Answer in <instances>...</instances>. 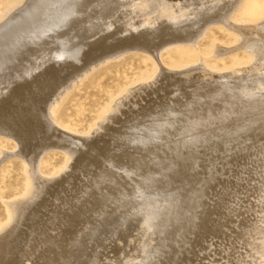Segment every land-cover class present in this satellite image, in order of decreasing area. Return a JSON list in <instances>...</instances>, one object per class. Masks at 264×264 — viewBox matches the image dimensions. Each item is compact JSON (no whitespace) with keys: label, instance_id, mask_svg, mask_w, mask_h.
Listing matches in <instances>:
<instances>
[{"label":"rangeland","instance_id":"obj_1","mask_svg":"<svg viewBox=\"0 0 264 264\" xmlns=\"http://www.w3.org/2000/svg\"><path fill=\"white\" fill-rule=\"evenodd\" d=\"M30 1L31 0H0V27H2L5 23H7V21H8L7 17L8 16L10 19V17H12L13 15H16V13L19 12ZM152 1L141 0L139 2V5L136 8L133 7V10H135V9L136 10H150V9L154 8L151 6ZM171 1L173 3H171ZM122 2H123L122 0H111V1L110 0H48L46 2V4L44 3L45 5L43 4L45 7L42 6V4L40 6L41 7L40 8V11H41L40 15L41 16L40 15L37 16L36 19H34V21L32 20L31 23H28L29 25L28 24L25 25L24 26L25 28L22 27L23 29L22 28L17 29L15 31V33H13L16 36L13 35V37L17 40H21L22 38H25L26 36L34 37L33 35L37 34L36 32L39 29V27L43 26L44 23L46 21H48L52 17L53 14H54V16L56 15L57 18H59V15H57V12L59 10H62V13H63L62 15L69 14L70 12H72L74 7H76L77 5L79 6L81 3H85V5H83L84 6L83 8L85 9V11H86V9L90 10V11L94 10L93 14H96L95 11L99 10L101 12V14L104 15L105 21H103V23L105 22L107 24V22H108V24H111L114 27L119 26L122 23L129 22L130 17L134 18V14H135V16H138L136 13H133V15L130 14V11H128V12L125 11L124 13L122 12L121 14L116 15V13H115V11H113V9L115 7H119V5L121 6ZM50 3H51V5H50ZM169 3H171V5ZM175 3H174V0H168V4L170 5V7L166 8L165 11L156 10V11L151 12L152 18H150V21L152 22L153 21L152 19H154V21H156L155 19H157L158 17L163 18V16H166V14H167V17L169 16V18H170L169 20H171L172 22H176V21H178V19L185 18L187 16V18L190 19V21H188V24L190 26L191 25H193V26H191L192 28H190V29L187 28L188 33L187 32L184 33V34H187L186 37L174 38L176 40H173L171 42L170 41L167 42L168 44H165L166 46L164 45L162 48L157 47V46H155V47H147L146 46L147 47L146 48L144 46L142 48L129 49V50H126L125 52L123 51L121 53L114 54L113 56L111 55L112 56V57L110 56L111 58L108 57L109 55H107V57L104 56L103 58H101L103 60L99 59V61H98V59H94L95 60V62H94L93 58H92V61L89 63H87V62H86V64L82 63L83 65L78 64L79 69L78 68L77 69L80 70V71H78L79 74H77L74 79H71L67 82V85H65L62 88V89H64V88L65 89L62 92H60L61 95H60V93L58 94V97L56 98L57 101H54V104H52L53 106H51V108L55 111V113L51 114V118L49 119V122L52 125H54V126L50 127V130L53 127H55L57 130H62V131L68 132V133H72L75 136L80 137V139L81 138L92 139L90 135H92L94 129L97 128L98 124L102 123L103 121L105 122V120L107 121L108 117L112 113H117V112H114V106H115L114 103L117 102L128 89H130V88H132L138 84L146 83L149 80H152L154 77L157 76V73L159 74L160 69L161 70L163 69L165 72L172 74V75L175 73L176 74L177 73L185 74L188 71H193L192 73L194 74L200 70L207 71L210 74H224V73H228L229 71L231 72L233 70V71H236V74H241V73H244V72H241V70H240L241 68H244V67L248 68L249 65H250L249 67H251L252 65H254L256 63V59L258 57H256V55H253V54H255V53H253L255 51L254 49L257 48V47H254L256 45L253 46V43H252V45L250 44V47L247 48L246 47L247 45H245L241 41H246L249 38H244V35L241 36V34L238 31H236V28L237 27L238 28H241V27L251 28V26L257 27L261 23H264L263 22L264 21V0H226V1L225 0H187V1L175 0ZM88 4H90L91 6H89ZM93 6H95V8ZM226 7H228V8L225 9ZM42 8H43V10H42ZM229 8H230V10L232 9L231 12H230V10H228ZM81 9H79L80 11L77 9L79 11V12L78 11L77 12H78V14L83 15L84 9H82V11H81ZM104 9H105V11H104ZM45 10H47V11L44 12ZM223 10L224 11L227 10V14ZM14 11H17V12H14ZM220 11H223L224 13H220ZM186 13H187V15H185ZM210 13H212L213 15L211 14V16H209ZM223 14H224V16H222ZM43 15L44 16L46 15V16L43 18L42 17ZM141 15L142 14H139V16H141ZM225 16H226V18H225ZM221 17H224V18H221ZM227 18L228 19L230 18L229 22H231V23H228L229 25L230 24H232V25L236 24L237 25V26H235V29H231V28H234V25L229 26L228 24H226ZM158 19H160V18H158ZM228 19H227V22H228ZM35 20L36 21L40 20V21L39 22L37 21L38 22V24H37V22ZM106 20H108V21H106ZM212 20H213V22H212ZM224 20H225V22H224ZM2 22H3V24H2ZM199 22L201 24H199ZM95 23H96V21H95ZM202 23H204V24H202ZM223 23H225L226 25H224ZM197 25H201V27L198 26V28H197ZM242 25H244V26H242ZM97 26H99V25L96 23V28H98ZM227 26H229V27H227ZM98 29H103V27L101 28V26H100ZM191 29L192 30L194 29L195 32L192 31ZM175 31H178V30L176 29ZM185 31H186V29H185ZM197 33H198V36H197ZM52 34L55 36L57 33L56 34L52 33ZM169 34L174 35V33H171V32H169ZM62 35L63 34H61V36ZM54 36H53V39H51V38L50 39H51V41H53V42L55 41V42L53 43L50 41L51 43L59 44L57 42H60V41H61L60 42L61 44L63 43V40H62L63 37L60 36L61 37L60 38L59 34H58V38L61 39L59 41L57 36L55 38H54ZM86 36L89 37V35H86ZM109 39H111V38H109ZM256 39H259V38L256 37ZM85 40L80 39L78 41H75L74 42L75 44L67 45L63 51L64 54H63L62 58H64V57L68 58L70 56L69 52L73 48H75L76 46L83 44L85 42ZM30 42L28 44H30ZM251 42H254V41H251ZM258 42H259V44L260 43L263 44L264 38L263 39L261 38V40L259 39ZM242 43L244 45H242ZM238 44H239V46H238ZM254 44H255V42H254ZM0 45H1L0 47L2 48V46L6 45V44L2 42V43H0ZM237 47H239V48H237ZM158 48H160V49H158ZM27 49L37 50V46L35 44L34 45L30 44L29 46H27ZM65 50H67V51H65ZM154 52H157L156 55L154 54ZM118 54H120V55H118ZM38 58L39 57L37 56L36 58L33 59V61H38ZM90 60L91 59H89V61ZM66 64H68V63H66V61L62 62L61 68H62V71H64V72L67 71L68 68L71 69L72 68L71 65L73 63L71 65H69L70 67ZM88 65H90V66H88ZM79 66L80 67L83 66V67L80 68ZM259 66H258V69L256 70V72L259 71L264 66V64L260 63ZM27 67L28 66L25 67V65L20 66V68H22V70L28 69ZM30 67H31V64H30ZM191 69H193V70H191ZM81 70H83V71H81ZM179 71H181V72H179ZM51 72H52L51 69L47 67V69L43 70L39 74V76L35 79V81H38V78H40L38 82H41L45 78L49 77ZM72 80H73V82H72ZM196 81L197 80L194 79L191 82V84H189L190 82H188V80H186V81H184L185 85L183 83H181V84L183 87H185L187 85L188 87L186 86V89H188V90L190 89L191 91H194L195 94H197L198 88L195 87ZM30 82H32L31 85H30ZM30 82H29V85L35 86V87H36V84L38 83V82L35 83L34 81H30ZM69 83H70V85H68ZM159 83H160V85L157 83V84H155V86L157 85L156 87L154 86L152 89L150 88L148 91L149 93L145 92L147 95H145V93H143L144 98L140 99V97H137L138 98L137 100L135 98V100H133L134 102L132 101V102H129L128 105H125L124 106L125 110H127V109L128 110L124 111V113H123L124 116L122 114V117H124V119H125L127 116L129 119V117L131 116V111H129L130 107L131 108L138 107L140 109L141 107H144V106H145V108H147V110L153 112L155 115H159L160 112H158L157 110H162V107H160V105L157 104L158 99L161 98V96L163 97L165 95H169V90H172V89H170V87L172 88L171 85L166 86V85H164L165 83L164 84H162V82H159ZM161 84H162V87H159V86H161ZM30 88H33V87H30ZM6 90H8L10 93L13 91V89L11 91L9 86H7ZM165 90L167 91V94L165 93ZM154 91H157L158 94H156V95H158V98L156 100L148 101L147 100L148 96L149 97H150V95L152 96L151 92L154 94ZM257 95H258V97L261 95L260 96L261 98L260 97L258 98ZM254 96H255V98H254ZM252 97H253V100H250L248 98V100L245 102L242 101L241 103L235 102L236 104H234V103L231 104V105H233V107L234 106H236V107H234L233 110L230 109L231 112H230V114H228L229 117L227 115L228 118L227 119L224 118L225 119L224 122H222V121L221 122H213L211 125L208 124V126H207V123L209 121L211 122L212 120H214L215 113H220L218 107L214 106V108H213V106L210 105L207 108V110L205 111L202 120H200L201 123L199 122L196 124H193V123H195V121L190 119V118H192V112L189 111V113H187V114L182 113L184 116H187L186 119L182 120V121L180 120L178 112L177 113L175 112L174 117L171 118L172 120H166L165 123H163V124L162 123H160V124L155 123L152 126H150L148 129H146V132H148L149 135L151 133V135L149 136L145 132L146 135H148L149 138L157 139V141H159L158 144L161 143L162 145L159 144L158 148L154 147V148L150 149V151H148V153L147 152L143 153V152H141V150H136V148L135 149L133 148V150L130 149V150H132V151H130L131 153L133 151H135L136 153L144 154V156L150 155V157L147 156V159L145 160V162L143 161V163H142L143 170L145 171L144 173L145 174L148 173L147 176L145 175L146 177L143 176L145 184H143L144 182L138 183L140 181H137L135 183L136 186L133 184V187L136 188L137 190H135V191L133 190V192L143 194L144 191L147 193H150L152 191L153 192L152 195H155V197H153L155 200L154 204H156L160 207L159 210L151 211V213L154 214V215L153 214L152 215L155 216V219L157 217L156 222H158V225H159L158 227L160 228V231L162 233L161 241L165 240V242H162L160 252H159V254H156V256L159 255L158 259H156V257H154L153 260L151 261L152 263L150 262V264H154V262H156L155 264H174L175 263V256L180 255V252H179L180 250L188 253V256L190 255L188 264H193V263L194 264H198V263L203 264V262L205 264H207L208 262H209L208 264H211V263H213V264H234V263L235 264H264V240H263L264 239V187H263L264 186V138H263L264 126H263V128L261 127L263 129V130H261L260 125H256L257 124L256 123L255 129L253 131L254 135L251 138L249 137V139H247V141H246V139H245V141H241L240 138L242 136H238L237 139L238 140L240 139L239 142H241V143H239L238 141H235L238 144L237 143L234 144V142H232V147H228V148H230L229 150L222 149L223 151L215 152L214 154H211V155L209 154V156L206 157V159L203 156L206 153L201 155V152H199L200 154L197 153L198 155L196 156V158L201 160V162L196 161V163H194V164L183 165L182 169L180 168V166L183 164L182 160H185V159L189 160L188 155L189 154L193 155V152L195 154V151L197 150L195 140H193V139L192 140L191 139L186 140V138H185L188 136V134H190V129H193L194 126L196 128H194L193 130L196 129V130H201V131H204V130L207 131L209 129L210 130H212L214 128L217 129V126L219 128V125H220V127H222L223 125L232 124V123L234 124L236 122V120H237V122H239V121H242L243 119L245 120L246 118L250 119L253 116H254V118H253L254 120L255 119L261 120L262 119L261 120V123H262L264 121V112H263L264 111V87H261L258 90L254 91V93L252 94ZM0 100L2 101V99H0ZM10 101H13V102L20 101V98L14 97ZM215 101L218 102V100H215ZM215 101H213V102L215 103ZM259 101H261V103ZM139 102H141V104ZM142 103H143V105H142ZM0 104H2V103L0 102ZM146 104L148 107L146 106ZM129 105H130V107H129ZM138 105H140V107ZM0 107L2 108V106H0ZM180 107H181V109H183L184 106L180 105ZM230 107L232 108V106H230ZM240 107L241 108L243 107L242 110ZM244 108H246V110ZM151 109H153V111ZM234 109H236V110H234ZM236 111H238V112H236ZM242 111H243V113L244 112L245 113L242 114ZM235 115H237L236 116L237 119H235ZM242 115L245 116L246 118L241 117ZM255 116H257V117H255ZM230 118H232V119H230ZM238 118H240V119H238ZM227 120H229L228 121L229 123H227ZM232 120H233V122H232ZM191 121H193V122H191ZM191 123H192V125H191ZM258 124H260V122ZM174 126H177V127H174ZM212 126H213V128H212ZM175 128H177V130ZM172 130H173L172 133H174V134H172L173 136L171 135L169 138H166V133L168 131H172ZM41 131L45 132V128L42 129ZM182 131H184V132H182ZM261 132H263V133H261ZM158 133L165 135V136L162 137V135H159ZM45 134H46V132L45 133L41 132L42 137H40V134H37V136L34 133H33V135L31 134V136H29V138L25 139L24 143H26V144H24V145L12 136H9L6 134L4 135V133L0 134V231H2V232L4 231L0 236V264H6L8 259L11 257H15V258L16 257L18 258V256L20 257L21 254L27 250L28 251H27L26 255L28 256V259H30L33 264H44L45 261L47 260V259L45 260V258H47V257L49 258L47 260L49 262L51 260L50 258L54 257V255H53L54 253L52 252L54 250L51 251L50 249H51V246H55L52 243V241L57 236H59V239H61V240L58 239V241L62 244H61V246L57 247L56 250H59L60 252H62V254H61L58 251V253L60 255H62L61 258H62L63 264H65V263L66 264H90L92 261L90 258L91 253H95L97 248L99 250L100 248L103 247V244L107 242V239H106L108 237L107 235H110V233L108 231H106L105 233H101L100 236H98L99 238L97 241H90L89 240L90 235L92 233H94L93 231L96 230V228L99 225L98 223H100L104 217L112 216L118 211L117 205H119V202L121 203L126 198V197H123V198H120L119 200H116V198H114V194H112L114 188L118 185L122 186V188L126 187L125 189H127L128 187H131V184H128V182L124 183V185H122L123 183L121 184V182L124 181V180H121V179H123L122 176L124 175L123 177H125V174L123 172V175H122L121 174L122 169L117 168V164L119 167H121V166L127 167V166L131 165L130 164L131 162L130 161L128 162L126 160L127 158L124 157V155L122 157H120V156H118L119 153L117 152L121 148L120 146H123V145H121V143L123 141L124 142L130 141V138H128V137H127L128 139L126 137L120 138V136L117 137L116 135L103 137L105 139L100 137L99 138L100 140L98 139L99 141L105 140L106 142H108V144L104 142V144H102L104 147L101 145L98 149L94 144H91L92 142H89V143L87 142V143H85L84 147H82V149H80L77 153L75 152L76 153V159L73 160L69 157L68 152H66V150H67L66 148L57 147V146H54L51 144L48 145L47 143H43L39 147L41 140L47 138V136ZM34 135H35V137H34ZM88 135L90 137H88ZM154 135H156V136H154ZM113 137H115V138H113ZM160 138H161V140H160ZM178 139L180 140L179 142H178ZM111 140L112 141L115 140L116 142L115 141L112 142ZM17 143H19V145H17ZM109 143L111 144L112 149L110 147H107V146H110ZM193 143H195L194 144L195 147L193 146ZM25 145L26 146L29 145L30 147L29 146L25 147ZM31 145H32V147H31ZM87 145H89V146H87ZM114 145H116V146H114ZM258 145H260V146H258ZM167 146H169V147H167ZM175 146H177V147H175ZM238 146H240V148ZM43 147H45V148H43ZM102 147L104 148V150H102L103 149ZM118 147H120V148H118ZM178 147H180V149ZM192 147H193V149H192ZM246 147H247V149H246ZM26 148H27V150H26ZM29 148L32 149L33 153H32V151H30L31 149H29ZM38 148H39V150H38ZM59 148H62V149H59ZM100 148H101V150H100ZM160 148H162V149H160ZM168 148H170V149H168ZM207 148H209V147L207 146ZM23 149H25V150H23ZM260 149H261V151H260ZM105 150H111V151H108V154H109L108 156H107V153L105 152ZM152 150H154V151H152ZM176 150H177V152H176ZM17 151H19V152H17ZM101 151H103L104 153ZM112 151L114 152V154ZM230 151H232V152H230ZM34 152L37 155H35ZM40 152H41V154H40ZM130 152H128V153H130ZM135 152H133V153H135ZM190 152H192V153H190ZM222 152H224V153L222 154ZM226 152H227V154H226ZM20 153H21V155H19ZM22 153L25 155H23ZM180 153H182V156ZM251 153H254L255 155L259 154V156H253V154H251ZM104 154L106 156H104ZM112 154L116 155V157L115 156L113 157ZM225 154L228 156L229 160ZM233 154H235V155H233ZM77 155H79V157H77ZM200 155H201V157H200ZM238 155H240L241 157L244 158L243 159L239 156L241 159V162H240V159H238L239 158ZM32 156H34V157H32ZM220 156L222 159L220 158ZM248 156H249V158H248ZM88 157H90V158L88 159ZM231 157H232V159H231ZM107 158H108V160H107ZM225 158H226V160H225ZM114 159H115V161H114ZM167 160H168V162H166ZM213 160H214V163H213ZM217 160H219V161H217ZM230 160H231V163H230ZM109 161H111L112 163H110ZM125 161L128 162L127 163L128 165H126V166H124L126 164ZM148 161H149V163H148ZM232 161H234L233 163H235V164H232ZM249 161H250V163H249ZM157 162L159 165L155 164ZM181 162H182V164H179ZM209 162H212L211 164L213 166L211 167L212 169L210 168V171H207L209 169L208 168V166L210 164ZM120 163H122V164H120ZM145 163H146V165H145ZM160 163L162 166L160 165ZM169 163H170V165H169ZM175 163L177 164V166ZM253 163H254V165H252ZM107 164H110V165H107ZM111 164L112 165L114 164V165L112 166ZM165 164H166V166H168V165L169 166L166 167ZM220 164H222V165H220ZM240 164H241V166H240ZM178 165H179V167H178ZM237 165H238V168H237ZM114 166H115V168H113L114 169V171H113L112 167H114ZM188 166H189V168H188ZM226 166H227V168H226ZM230 166H232V167L234 166V167L233 168L231 167V169H230ZM27 167H29V169ZM104 167L107 170H105ZM110 167H111V169H110ZM144 167H145V169H144ZM165 167L167 169L169 168L168 171H170V172H168ZM205 167H206V169H205ZM146 168H148V170ZM149 168L151 169L150 171H149ZM235 168H237V169H235ZM242 168H243V170H242ZM159 169L161 172L160 171L157 172V170H159ZM191 169H192V171H191ZM103 170H104V173H103ZM153 170H155V171H153ZM231 170H232V172H234L233 170H235L233 175L231 173ZM245 170H247V171L249 170V172H247ZM29 171H31V172H29ZM87 171H89V173ZM101 171L103 174H110V175L112 174L113 176L109 175L110 177H108L109 178L108 180L103 179L101 177L102 176V173H100ZM179 171H180V173H179ZM114 172L117 173L118 175L120 174L122 176L117 177L118 175L114 174ZM204 172H206V173L204 174ZM208 172H211V173H208ZM227 172H229V173H227ZM246 172L248 174L249 173L250 174L248 175ZM256 172H257V174H255ZM160 173H162V174H160ZM184 173L186 174V176H188L187 178L190 179L191 181L196 180V179L197 180L200 179L201 176L204 174L203 179L204 178H206V179L202 180V183H203L202 186L204 185L202 187L203 191L200 190L195 196L188 195L187 193L185 195V193L184 194L182 193L179 195V197H177L176 201L175 200L172 201V199H171L172 197L170 198V196H172V195H169L170 194L169 192H171V190H174V188L172 187L170 190H167L166 188L163 189L162 187L166 186L167 180L169 182L174 181L176 183V180L182 176L181 174H184ZM201 173H203V174H201ZM59 174H60V178H58ZM150 174L152 176H150ZM192 174L194 175V177H192L193 176ZM217 174H218V176H216ZM243 174H245L246 176L244 175L245 176L244 177ZM115 175H116V177H115ZM157 175H158V177H157ZM225 175H226V177H225ZM238 175H239V177H238ZM148 176H150L149 177L150 179L147 178ZM160 176H162V177H160ZM211 176L218 177L220 183L224 184V187L222 185H220L218 180L216 182L219 184L216 185V182H215L216 177H214L215 178L214 179ZM232 176H234L235 179ZM247 176L249 177V181L247 180L248 179ZM32 177H33V179H32ZM54 177H56V179H54ZM90 177H92L91 180L89 179ZM99 177L102 179L99 180ZM155 177H157V179ZM197 177H199V178H197ZM231 177L233 179H231ZM212 178L214 179V182H213ZM225 178L227 180H225ZM110 179H113V180H110ZM119 179L121 181H118ZM99 181H101V182H99ZM103 181L107 182V184L106 183L102 184ZM112 181H114L115 183H113ZM151 181H153L155 183L154 184L152 182V186H151ZM168 181H167V183H168ZM237 181H240V183H238ZM256 181H258V182H256ZM90 182L92 183L91 184L92 186L90 185ZM161 182H164V183L161 184ZM227 182H228V184H227ZM241 182H243V183H241ZM260 182L263 185H261ZM159 183L161 184V186ZM213 183H215V185H216L215 187H217L214 190H213V186H214ZM236 183H237V185H236ZM139 184L142 185V186L140 185L142 188L139 187ZM234 184L236 187L233 186ZM244 184H246V185H244ZM31 185H32V188H31ZM101 185H103V186H101ZM106 185H108V188H109L108 190H107ZM109 185H112V186H109ZM125 185H128V186H125ZM143 185H146V187ZM229 185H231V186H229ZM256 185H258L259 187ZM93 186L95 187L94 189H93ZM206 186H207V188H206ZM218 186L221 189L219 188V190H218ZM96 187H98V189ZM101 187H103L104 189ZM151 187H153V189ZM228 187H230V190L231 189L232 190L230 191ZM234 187H235V189H234ZM145 188L146 189L148 188L147 191L145 190ZM210 188H211V190H210ZM260 188H262L261 192H260ZM99 189L102 190V192H104V193H102ZM105 189H106V191H104ZM139 189L141 191H138ZM154 189H155V191H153ZM257 189H259V190H257ZM109 190H111L110 193L112 195L110 193H107V191H109ZM208 190H210V191H208ZM216 190H218V192ZM220 190H223L225 197H224V194L222 193V191H220ZM234 190H235V192L233 193ZM237 190H239V191H237ZM97 191H98V193H97ZM219 191H220V193H219ZM248 191H249V193H248ZM257 191H259V193H257ZM28 192H29V195H28ZM201 192H203L202 193L203 197L201 196L202 197L201 201H202L203 206H201V207L205 208V211L209 210V212H210L212 210L211 211L212 213L210 215L206 216L205 218H203L206 221H203V219L201 222H200V220L196 221L195 228H193L194 225L188 226L186 230L188 231V229H190L191 231H190V233L188 231V235H187V231L185 230V226L189 220V215L191 213V211H189V209L198 200ZM230 192H231V194H230ZM250 192H251V194H250ZM75 193H77V194H75ZM130 193H132V192H130ZM165 193H167V195H169V196H167ZM206 193H207V196H209L210 198L209 197L207 198V196L205 195ZM238 193H240V194H238ZM260 193L263 196H261ZM85 194H87V195H85ZM246 194L248 197L246 196ZM104 195L113 196V199L111 200V202H110V200L109 201L106 200V202H105V200H104L105 198H103L102 201L100 198H99L100 200L98 199V197L102 198ZM236 195L238 197H236ZM255 195H256V197H255ZM27 196H29V197H27ZM77 196H79V197H77ZM242 196H243V198H242ZM147 197H149V196L145 195L146 199L144 197L143 198L145 200H148ZM159 197L160 198L163 197V198L160 199ZM191 197H193V198L191 199ZM218 197L220 199H217ZM221 197L224 198L225 201L223 199H221ZM226 197L227 198L229 197L230 199L226 200L227 199ZM245 197H247L248 199ZM164 198H165V200H164ZM167 199H169V200H167ZM17 200H18V202H17ZM203 200L206 201L207 205L212 204V202L215 200V202L212 205L215 207V210L216 209L217 210L214 211L213 206H211V205H210V207L207 205H204L205 201H203ZM220 200L222 203L220 202ZM12 201L14 202L15 205H13ZM181 201H182V203H181ZM20 202H21V204H19ZM101 202L103 204L104 203L105 204L103 205ZM169 202H171V203L173 202L172 206L174 208L170 205L171 203H169ZM45 203H46V205H45ZM167 203H169V204H167ZM183 203H185L186 205ZM216 203L219 204L220 206L219 205L217 206ZM16 204H17V207H16ZM162 204H163V206H162ZM43 205H45V206H43ZM40 206L42 207V209ZM61 207H63V209ZM93 207H94V209H93ZM206 207H209L210 209H208ZM211 207H212V209H211ZM164 208H165V210H164ZM109 209H111V210H109ZM161 209L164 211H162ZM206 209H208V210H206ZM173 210H175V211H173ZM221 210H222V212H221ZM158 211L159 212L161 211L162 213L160 212L161 213L160 214ZM178 211H180V212L182 211V213L179 215L180 212H178ZM217 211H219V212H217ZM45 212H46V214L44 215ZM168 212H170V213H168ZM52 213H54V214H52ZM218 213H220V216L218 215ZM65 215H67V216H65ZM68 215L69 216L71 215L70 216L71 220H69L70 218ZM221 215H223V218ZM56 216H58V217L55 218ZM170 216L173 217V219ZM217 216H218V218H217ZM60 217H63V218L61 219ZM72 217H73V219H72ZM207 217L209 219H207ZM210 218H211V221H210ZM54 219H55V221H54ZM74 219H77V220H74ZM212 219H214V220L212 221ZM218 219H219V221L217 222ZM223 219H225L226 221ZM15 220H16V222H15ZM59 220H62V222H64L63 224H65V226ZM72 220H73V222H72ZM57 221H58V223H56ZM74 221H76V222H74ZM78 221H81V222H78ZM165 221H167V223H165ZM184 221H185V223H184ZM52 222H53V224H52ZM59 222L61 223V225H59L60 224ZM209 222H210V224H209ZM213 222H215V223L212 224ZM225 222H226V225H225ZM72 223H74L75 225ZM168 223H170V224L168 225ZM199 223L202 225H200ZM206 223H207V225H206ZM221 223H223V224H221ZM165 224H166V226H164ZM232 224L234 225V227ZM252 224H253V226H252ZM254 224H257V225H254ZM27 225H30V226H27ZM209 225H210L211 229H208ZM215 225H216V228H215ZM221 225H222V227H221ZM53 226L55 227V229ZM59 226L60 227L63 226V227L60 228ZM69 226L72 227L73 229L69 228ZM218 226L221 228H219ZM251 226H252V228H251ZM22 227L25 229H22ZM35 227H37V228H35ZM78 227L79 228L81 227V228L77 229ZM191 227H192V229H191ZM43 228H44V230H43ZM59 228H60V231H58ZM200 228L202 229V232H201ZM212 228H213V230H212ZM233 228H234V230H233ZM194 229L197 230L196 233H195L196 230H194ZM251 229H253V232ZM166 230H167V232H166ZM192 230H194V231H192ZM67 231H69L67 233L69 236L73 235L74 241H73V239L72 240L70 239L71 241L69 242V240H68L66 242L67 243V245H66V243H64L65 242L64 237L67 236V234H66ZM179 231H181V232H179ZM20 232H22L21 233L22 235L20 234ZM56 232L57 233L60 232V233H58L59 235H55V234H57ZM192 232H193V235H192ZM245 232H248L249 234L245 233ZM61 233H63L64 236H63V234L60 235ZM202 233H205V234L203 235ZM30 234H32V235H30ZM86 234L87 235L89 234V236H87ZM247 234L249 235V238H248ZM255 234H256V236H255ZM40 235L44 236V239L42 241H39L40 238H38V237ZM181 235L185 236L184 237L185 242H187V243L189 242V244H190V242L192 241L190 246H189V244L186 245L185 247L183 246V243H181L183 237ZM197 235H198V237H197ZM201 235L203 238L202 241L199 240V239H201ZM24 236H25V238H24ZM31 236H35V237H33L34 239ZM199 236H200V238H199ZM192 237H193V239H192ZM195 237H196V239H195ZM204 237H205V239H204ZM166 238H167V240H166ZM219 238H221V239H219ZM19 239H20V241H19ZM81 239H82V241H81ZM211 239H213L214 241ZM16 240H17V242H16ZM48 240L50 241L51 244L48 242ZM248 240H249V243H247ZM4 241L7 242V244ZM80 241L82 242L81 244H80ZM87 241H89L88 244H90L93 248L88 247L87 249H84L86 247ZM199 241H201V242H199ZM15 242H16V245H14ZM21 242H23V243H21ZM33 242L38 244L39 246L44 247V248L39 247V249H37L38 246L36 244L33 245L32 244ZM47 243H49L50 245H48ZM231 243L234 245V247H232L233 245ZM239 243H241V244H239ZM72 244H74V245H72ZM75 244H76V246H75ZM196 244H197V246L200 245V246H198L199 248L196 247ZM246 244L247 245L249 244L251 246H249V245L247 246ZM93 245H95V246H93ZM76 247H77V249H76ZM193 247L195 249H193ZM33 248H34V250H33ZM35 248H36V250H35ZM60 248L62 250H60ZM91 248H92V250H91ZM189 248H190V250H189ZM234 248L237 250H235ZM63 249L66 250L67 253L64 254L65 251ZM196 249H198V250H196ZM16 250L19 252H17ZM69 250H70V252H69ZM71 250H73V251H71ZM88 250L91 252H89ZM195 250L200 251V252H196ZM202 250H204V252ZM36 251H38V252H36ZM50 251L52 254L50 253ZM20 252H22V253H20ZM39 252L41 253V257H40ZM253 252H255V253H253ZM2 253H3V255H2ZM193 253H197V254H195V256H193ZM31 254H33V255H31ZM55 254H57V252ZM34 256L36 259L39 257V259H37V260H40L39 261L40 263L34 259ZM84 256H85V258H84ZM192 256L194 257L193 258L194 260L191 259V261H190V258ZM42 258H44V259H42ZM66 258H68V260ZM69 258H71V259H69ZM203 258H204V260H203ZM237 259H238V263H237ZM209 260L212 262H210ZM47 261H46L47 264H51V262L48 263ZM31 262L29 260L22 262V260L19 258L18 262L16 264H18V263L19 264H22V263L23 264H26V263L31 264ZM124 264H131V262L128 260Z\"/></svg>","mask_w":264,"mask_h":264},{"label":"bare ground","instance_id":"obj_2","mask_svg":"<svg viewBox=\"0 0 264 264\" xmlns=\"http://www.w3.org/2000/svg\"><path fill=\"white\" fill-rule=\"evenodd\" d=\"M48 0H31L29 3H27V5H25L19 12L17 11H14V12H17L16 15H13L12 17H10L9 19V16L7 17L8 18V21L7 23H5L2 27H0V43H5L6 45H3L2 48L0 49V99H2V101L0 100V102L2 104H0V106H2V108L0 107V134L4 133V135H9V136H12L14 138H16L18 141H20L23 145L26 144L24 143L25 142V139L29 138V136H31V134L33 135L36 134H40V137H42L41 135V132L42 133H45L46 132V136L47 138L46 139H42L40 144H39V147L43 144V143H47L48 145L51 144V145H54V146H57V147H62V148H66V152H68V155L71 159L75 160L76 159V153L82 149V147H84L85 143H89V142H92L91 144H94L97 149L105 143L108 144V142H106L105 140L103 141H99L100 137L103 138L105 136H114L116 135L117 137L120 136L121 137H128L130 138V141H123L121 143V145L123 146H120L118 148H120L117 152L119 153L118 156L122 157L124 155V157H126L127 161L131 162L130 166H127V167H119L118 164H117V168H121L122 169V175H123V172L125 174V177H123L122 175H118L117 173L114 172V174H117L118 176L117 177H121L123 179L121 180H124L123 182H121L122 185H124V183H127L128 184H131V187H128L127 189H125L126 187L122 188V186L118 185L114 188L112 194H114V198H116V200H119L120 198H123V197H126L121 203L119 202V205L118 206V211L112 215V216H107V217H104L100 223H98V227L96 228L95 231H93L94 233H92L90 235V238L89 240L90 241H97L98 240V236H100L101 233H105L106 231H108L110 233V235H107L108 237L106 238L107 239V242L103 244V247L100 248L98 250H96L95 253H91V263L90 264H124L126 261H130L131 264H150V262L153 260L154 257H156V259H158V256H156V254H159L160 252V248H161V244L162 242H165V240L161 241V237H162V233L160 231V228L158 227V222L157 221V217L155 219V216H153L154 214L151 213V211H157L159 210V206L154 204L155 203V200L153 197H155V195H152L153 192L149 191L150 193H147L144 191L143 194H140V193H134L133 190H137L136 188L133 187V184L135 185V183L137 181H140L138 183H143L145 184V181H144V177L147 176V174H145L144 170H143V167H142V163L143 161L145 162V160L147 159V156H144V154L142 153H131L130 151L133 150V148L136 150H141V152L145 153L148 151H150V149L154 148V147H159V141H157V139H154V138H149L148 137V132H146V129H148L150 126H152L153 124H160V123H165L166 120H172L171 118L174 117L175 115V112L179 114V117H180V120H185L187 116H184L182 113H189L192 112V119L193 121H195V123L193 124H196V123H201L200 120H202L203 116H204V113L205 111L207 110V108L212 105L213 108L214 106L215 107H218L219 108V111L220 113H215V116H214V120H212L211 122L209 121L207 123V126L208 124H212L213 122H224L225 119H227L229 117L228 114H230V109L233 110L234 106L231 105V104H236L235 102H239L241 103L242 101H247L248 98L250 100H253V97H252V94L254 93V91L258 90L259 88L261 87H264V66L256 72V70L258 69V66L260 63H263L264 64V42L263 44L260 43L259 44V39L261 40V38L263 39L264 38V23H261L259 26L257 27H252L251 28H246V27H241V28H236V31H238L241 36L244 35V38H249L247 39L246 41H241L243 42L245 45H247L246 47H250V44L252 45L253 43V46L254 47H257L256 49H254L255 51L253 53V55H256V57H258L256 59V63L254 65H252L251 67L248 66V68L244 67V68H241V72H244V73H241V74H236V71H229L228 73H224V74H210L208 73L207 71H204V70H200L198 71L197 73H192L193 71H188L186 72L185 74L183 73H175V74H169L167 72H165L163 69L161 70L160 69V72L159 74L157 73V76L154 77L152 80H149L148 82L146 83H141V84H138L130 89H128L124 95L117 101L115 102V106H114V112H117V113H112L107 121L105 120V122L103 121L102 123H99L97 128L94 129L91 138L92 139H86V138H81L80 137H77L75 136L74 134L72 133H68V132H65V131H62V130H57L55 127H53L51 130H50V127L51 126H54L52 125L50 122H49V119L51 118V114L55 113V111L51 108V106H53L52 104H54V101H57L56 98L58 97V94L60 92H62L64 89H62L65 85H67V82L71 79H74L75 76L77 74H79L78 70V64H86L91 62L92 61V58H93V61L95 62L94 59H101L103 58L104 56L107 57V55H109L108 57H110L111 55L113 56L114 54H117V53H121V52H125L126 50H129V49H135V48H142V47H163L165 44H168L167 42H171L173 40H176L174 38H177V37H186L187 34H184L185 32H187V28H192L191 26L193 25H189L188 24V21H190L189 18H187V16L185 18H180L178 19V21L176 22H172L171 20H169V16L167 17V14L166 16H163V18L161 17H158L160 19H155L156 21H154V19H152L153 21L151 22L150 21V18H152V13L153 11H165L166 8L170 7L171 3H173L171 1V3L168 4V0H150L152 1V4L151 6L154 7L150 10H133V7L136 8L138 5H139V2L141 0H122L123 2L121 3L122 5L119 7H115L113 9V11H115L116 15L118 14H121L122 12L124 13L125 11H130V14L133 15V13H136L138 16H135L134 14V18L130 17V20L129 22H126V23H122L120 24L119 26H112L111 24H107L103 21L104 20V15L101 14V12L99 10H96L95 13L96 14H93L94 13V10H87L85 11V9L83 8L85 5V3H81L79 6L77 5L76 7H74V9L72 10V12H70L69 14H65V15H62V10H59L57 12V15H59V18H57V16L54 14L52 15V17L46 21L44 23L43 26L39 27V29L37 30V34L33 35L34 37H30V36H26L25 38H22L21 40H17L13 37V33H15V31L19 28H22L24 27L25 25H27L28 23H31V21L34 19H36L37 16H39L41 13L40 11V6L42 4V6H44L46 4ZM111 1V0H110ZM180 1V0H179ZM187 1V0H185ZM226 1V0H225ZM170 2V1H169ZM184 2V1H183ZM45 3V4H44ZM49 3V2H48ZM110 3V2H109ZM155 3V4H154ZM174 3H175V0H174ZM178 3V2H177ZM180 3V2H179ZM44 4V5H43ZM144 4V3H143ZM168 4V5H167ZM176 4V3H175ZM51 5V3H50ZM89 6H91L90 4H88ZM47 6V5H46ZM88 6V7H89ZM98 6V5H97ZM96 6V7H97ZM100 6V5H99ZM220 6V5H219ZM45 7V6H44ZM43 7V8H44ZM95 8V6H93ZM232 7V6H231ZM42 8V10H43ZM84 9L83 11V15L81 14H78V12L80 11L79 9ZM90 8V7H89ZM88 8V9H89ZM103 8V7H102ZM213 8V7H212ZM228 7H226L225 9H227ZM48 9V8H47ZM79 11H78V10ZM81 9V11H82ZM217 9V8H216ZM215 9V10H216ZM223 9V8H222ZM230 10V8L228 9ZM232 10V9H231ZM230 10V12H231ZM47 10H45L44 12H46ZM78 11V12H77ZM103 11V10H102ZM105 11V9H104ZM224 11V10H223ZM220 11V13H226L227 14V10L226 11ZM143 12V13H142ZM146 12V13H145ZM215 12V11H214ZM13 13V12H12ZM82 13V12H81ZM217 13V12H216ZM43 14V13H42ZM129 14V13H128ZM139 14H142L141 16H139ZM206 14V13H205ZM212 13L209 14V16H211ZM11 15V14H10ZM163 15V14H162ZM161 15V16H162ZM187 15V13L185 14ZM213 15V14H212ZM41 16V15H40ZM46 16V15H45ZM44 15L42 16L43 18L45 17ZM83 16V17H82ZM159 16V15H158ZM182 16V15H181ZM224 16V14L222 15ZM227 16V15H226ZM225 16V18H226ZM175 17V16H174ZM180 17V16H179ZM183 17V16H182ZM195 17V16H194ZM208 17V16H207ZM39 18V17H38ZM187 18V19H186ZM213 18V17H212ZM211 18V19H212ZM221 18H224V17H221ZM220 18V19H221ZM173 19V18H172ZM176 19V18H175ZM174 19V20H175ZM219 19V20H220ZM228 19V18H227ZM227 19H226V24L228 23H231L229 22V19H228V22H227ZM206 20V19H205ZM214 20V19H213ZM212 20V22H213ZM36 21V20H35ZM38 22L40 20H37ZM36 21V22H37ZM42 21V20H41ZM99 25L97 26L98 28L101 26V28L103 27V29H98L96 28V23ZM108 21V20H106ZM217 21V20H216ZM37 22V24H38ZM204 22V21H203ZM208 22V21H207ZM225 22V20H224ZM264 22V21H263ZM115 23V22H114ZM176 23V24H175ZM194 23V22H193ZM205 23V22H204ZM202 23V24H204ZM210 23V22H209ZM208 23V24H209ZM222 23V22H221ZM3 24V22H2ZM117 24V23H116ZM188 24V25H187ZM197 24V23H196ZM199 24H201L199 22ZM206 24V23H205ZM224 25H226L225 23H223ZM29 25V24H28ZM32 25V24H31ZM195 25V24H194ZM207 25V24H206ZM229 25V24H228ZM232 25V24H230ZM229 25V26H230ZM234 25V28H231V29H235V26H237L236 24H233ZM232 25V26H233ZM188 26V27H187ZM198 26L201 27V25H197V28ZM205 26V25H204ZM203 26V27H204ZM227 26V27H229ZM231 26V27H232ZM244 26V25H242ZM247 26V25H246ZM250 26V25H249ZM195 27V26H194ZM25 28V27H24ZM196 28V27H195ZM194 28V29H195ZM23 29V28H22ZM178 30V31H175V30ZM186 29V31H185ZM194 29L192 31H194ZM190 30V31H191ZM196 30V29H195ZM23 31V30H22ZM175 31V32H174ZM202 31V30H201ZM21 32V31H20ZM169 32L171 33H174L173 34H169ZM195 32V31H194ZM52 33H57L55 36L52 34ZM188 33V32H187ZM192 33V32H191ZM190 33V34H191ZM200 33V32H199ZM52 34V35H51ZM58 34H59V37L61 36V34H63L61 37H63V45L60 43L61 41V37L58 38ZM86 35H89V37H87ZM193 35V34H192ZM16 36V35H15ZM52 36V37H51ZM53 36L54 38L57 36L58 40L60 42H57L59 44H53L54 42L51 41V39H53ZM197 36H198V33H197ZM256 37H258L259 39H256ZM34 38V39H33ZM51 38V39H50ZM87 38V39H86ZM111 38V39H109ZM80 39H86L85 42L83 44H80L78 46H76L75 48H73L70 52H69V57H63V54H64V49L67 45L69 44H75L74 42L75 41H78ZM56 40V39H55ZM186 40V39H185ZM242 40V39H241ZM258 40V41H257ZM31 41V42H30ZM53 43H51V42ZM251 41H254V42H251ZM30 42V44H35L37 46V50H34V49H27V46H29L30 44H28ZM261 42V41H260ZM240 43V42H239ZM242 43V45H244ZM170 44V43H169ZM241 45V46H242ZM1 46V45H0ZM166 46V45H165ZM239 46V44H238ZM146 47V48H147ZM239 48V47H237ZM243 48V47H242ZM245 48V47H244ZM160 49V48H158ZM250 49V48H249ZM33 50V51H32ZM252 50V49H251ZM38 51V52H37ZM67 51V50H65ZM156 51V50H155ZM153 52V51H152ZM157 52H154V54L156 55ZM34 54V55H33ZM120 55V54H118ZM39 57L38 58V61H33L34 58L36 57ZM111 56V57H112ZM117 56V55H116ZM110 57V58H111ZM63 59V60H62ZM89 59H91L89 61ZM103 60V59H101ZM100 60V61H101ZM65 62L68 63L66 65H71V69L68 68L67 71H62V62ZM255 62V61H254ZM56 63V64H55ZM97 63V62H96ZM30 64H31V67H30ZM75 64V65H74ZM77 64V65H76ZM28 66L27 68L28 69H24L22 70V68H20V66ZM83 65V64H82ZM86 66V65H85ZM84 66V67H85ZM90 66V65H88ZM50 68L51 69V73H50V76L45 78L44 80H42L41 82H38L40 78H38V81H35V79L39 76V74L45 70ZM65 67V66H64ZM67 67V66H66ZM70 67V66H69ZM80 67V66H79ZM83 67V66H82ZM80 67V68H82ZM164 67V66H163ZM260 67V66H259ZM24 68V67H23ZM78 68V69H77ZM160 68V67H159ZM12 69V70H11ZM84 69V68H83ZM193 70V69H191ZM83 71V70H81ZM181 72V71H179ZM64 74V75H63ZM66 74V75H65ZM41 77V76H40ZM77 79V78H76ZM196 79V86L198 89V93L195 94L194 91H191L190 89H186V86L183 87L181 83H185L184 81L188 80V82H190L189 84H191V82ZM190 80V81H189ZM30 81H34L35 83L38 82L36 84V87L35 86H30L32 82ZM29 82H30V85H29ZM73 82V80H72ZM159 82H162V84L164 85H171L172 88L170 87V89L172 90H169V95H165V96H161V98L158 99V103L160 105V107H162V110H157L158 112H160L159 115H155L153 112L147 110V108L144 107H141L140 109L138 107H133L131 108L130 105H129V111H131V116L128 117L126 116V118L124 119V117H122V114L124 113V111H127L125 110L124 106L125 105H128L129 102H132L133 100H136L138 99L137 97H140V99L144 98V94L145 92H148L149 89L153 88L155 86V84H159ZM162 84L161 86L159 87H162ZM70 85V83L68 84ZM185 85V84H184ZM7 86H9V88L13 89V93L9 92L7 89ZM33 87V88H30V87ZM157 86V85H156ZM155 86V87H156ZM67 87V86H66ZM169 87V86H168ZM188 87V86H187ZM192 87V86H191ZM166 88V87H165ZM154 90V89H153ZM151 91V90H150ZM158 91V90H157ZM157 91H154V94L151 92L152 96L150 95V97L148 96L147 100L148 101H151V100H156L158 98V94ZM159 92V91H158ZM164 92V91H163ZM197 92V91H196ZM149 93V92H148ZM165 93L167 94V91L165 90ZM160 94V93H159ZM259 94V93H258ZM61 95V93H60ZM145 95H147L145 93ZM154 95V96H153ZM162 95V94H161ZM261 96V95H260ZM259 96V97H260ZM14 97H17V98H20V101H10L12 98ZM258 97V95H257ZM258 97V98H259ZM146 98V97H145ZM203 98V99H202ZM255 98V96H254ZM257 98V99H258ZM261 98V97H260ZM215 100H218L215 101ZM239 100V101H238ZM261 100V99H260ZM143 101V100H142ZM146 101V100H145ZM144 101V102H145ZM215 101V103L213 102ZM257 101V100H256ZM134 102V101H133ZM153 102V101H152ZM156 102V101H155ZM261 103V101H259ZM258 102V103H259ZM263 102V101H262ZM141 104V102H139ZM148 103V102H147ZM238 103V104H239ZM250 103V102H249ZM131 104V103H130ZM252 104V103H251ZM143 105V103H142ZM155 105V104H154ZM180 105L184 106L183 109H181ZM218 105V106H217ZM248 105V104H247ZM55 106V105H54ZM136 106V105H135ZM140 107V105H138ZM147 106V104H146ZM176 106V107H175ZM232 106V108L230 107ZM148 107V106H147ZM150 107V106H149ZM244 107V106H243ZM242 107V108H243ZM56 108V107H55ZM239 108V107H238ZM241 108V107H240ZM241 108V110H242ZM262 108V107H261ZM145 109V110H144ZM149 109V108H148ZM154 109V108H153ZM153 109H151L153 111ZM157 109V108H156ZM246 110V108H244ZM243 109V110H244ZM263 109V108H262ZM236 110V109H234ZM244 110V111H245ZM261 110V109H260ZM248 111V110H247ZM246 111V112H247ZM256 111V110H255ZM112 112V111H111ZM212 112V111H211ZM218 112V111H217ZM238 112V111H236ZM240 112V111H239ZM257 112V111H256ZM261 112V111H260ZM264 112V111H263ZM245 113V112H244ZM243 111H242V114H244ZM126 114V113H125ZM213 114V113H212ZM238 114V113H237ZM247 114V113H246ZM249 114V113H248ZM190 115V114H189ZM228 115V117H227ZM260 115V114H259ZM258 115V116H259ZM124 116V114H123ZM232 116V115H231ZM234 116V115H233ZM237 115H235V119ZM240 116V115H239ZM238 116V117H239ZM241 117H244L246 118L245 116H241ZM257 117V116H255ZM225 118V119H224ZM254 116L252 118H246L245 120L243 119L242 121H239L236 122L233 124H227V125H223L222 127H220L219 125V128L217 126V129L214 128L212 130H204V131H201V130H193L194 128H196L195 126L193 127V129H190V134H188L186 138L187 139H193L195 140L196 142V151H195V154L193 152V155L189 154L188 155V159H185V160H182L181 163L179 164H182L180 166V168L182 169V166L183 165H188V164H194L197 162H201V160L197 159L196 156L198 155L197 153L201 152V155L206 153L204 156V158L206 159V157L209 156V154H214L215 152H219V151H223L222 149L224 150H229L230 148L228 147H232V142L237 143L235 141H238L241 139V141H247V139H249V137H253V131L255 129V126L256 125H260V128L264 126V121L261 123V120H257V119H253ZM232 119V118H230ZM240 119V118H238ZM178 120V119H177ZM251 120V121H250ZM191 121V122H193ZM229 120H227V123ZM168 122V121H167ZM171 122V121H170ZM173 122V121H172ZM185 122V121H184ZM233 122V120H232ZM260 122V124H258ZM226 123V122H225ZM231 123V122H230ZM257 123V124H256ZM161 124V125H162ZM175 124V123H174ZM256 124V125H255ZM169 125V124H168ZM172 125V124H171ZM176 125V124H175ZM192 125V123H191ZM200 125V124H199ZM202 125V124H201ZM218 125V124H217ZM190 126V125H189ZM206 126V127H207ZM154 127V126H153ZM167 127V126H166ZM165 127V128H166ZM169 127V126H168ZM173 127V126H172ZM174 127H177V126H174ZM182 127V126H181ZM211 127V126H210ZM45 128V132L41 131L42 129ZM200 128V127H199ZM209 128V127H208ZM213 128V126H212ZM261 128V130H263ZM107 129V130H106ZM151 129V128H150ZM177 130V128H175ZM179 130V129H178ZM149 131V130H148ZM153 131V130H152ZM162 131V130H161ZM167 131V130H166ZM165 131V132H166ZM180 131V130H179ZM192 131V132H191ZM148 135H146V133ZM151 132V131H150ZM160 132V131H159ZM163 132V131H162ZM172 131H168L166 133V138H169L172 134ZM184 132V131H182ZM264 132V131H263ZM261 132V133H263ZM161 133V132H160ZM154 134V133H153ZM159 134V133H158ZM181 134V133H180ZM151 135V133H150ZM149 135V136H150ZM159 135H162V134H159ZM183 135V134H182ZM185 135V134H184ZM88 135V137H90ZM156 136V135H154ZM165 136V135H162V137ZM173 136V135H172ZM238 136H242L239 140L237 139ZM35 137V135H34ZM84 137V136H83ZM116 137V138H117ZM158 137V136H157ZM175 137V136H174ZM179 137V136H178ZM262 137V136H261ZM33 138V137H32ZM115 138V137H113ZM127 138V139H128ZM156 138V137H155ZM236 138V139H235ZM243 138V139H242ZM263 138H264V135H263ZM41 139V138H40ZM99 139V140H98ZM105 139V138H103ZM111 139V138H110ZM159 139V138H158ZM163 139V138H162ZM15 140V139H14ZM16 140V141H17ZM30 140V139H29ZM38 140V139H37ZM36 140V141H37ZM107 140V139H106ZM109 140V139H108ZM161 140V138H160ZM184 140V139H183ZM182 140V141H183ZM39 141V140H38ZM112 141V140H111ZM115 140H113L112 142H114ZM170 141V140H169ZM180 140L178 139V142ZM110 142V141H109ZM116 142V141H115ZM249 142V141H248ZM164 143V142H163ZM187 143V142H186ZM241 143V142H239ZM21 144V145H22ZM28 144V143H27ZM110 144V143H109ZM116 144V143H115ZM168 144V143H167ZM195 143H193V146L195 147L194 145ZM233 144V145H234ZM238 144V143H237ZM17 145H19V143H17ZM20 145V146H21ZM98 145V146H97ZM106 145V144H105ZM119 145V144H118ZM162 145V144H161ZM164 145V144H163ZM188 145V144H187ZM241 145V144H240ZM254 145V144H253ZM29 146V145H28ZM25 145V147H28ZM89 146V145H87ZM94 146V147H95ZM103 146V145H102ZM116 146V145H114ZM166 146V145H165ZM179 146V145H178ZM183 146V145H182ZM207 146L209 148H207ZM235 146V145H234ZM233 146V147H234ZM243 146V145H242ZM245 146V145H244ZM260 146V145H258ZM262 146V145H261ZM24 147V148H25ZM30 147V146H29ZM32 147V145H31ZM38 147V146H37ZM51 147V146H50ZM92 147V146H91ZM104 147V146H103ZM102 147V148H103ZM106 147V146H105ZM107 147H110L111 148V144L110 146H107ZM106 147V148H107ZM169 147V146H167ZM177 147V146H175ZM189 147V146H188ZM191 147V146H190ZM240 148V146H238ZM257 147V146H256ZM45 148V147H43ZM62 148H59V149H62ZM114 148V147H113ZM116 148V147H115ZM117 148V149H118ZM173 148V147H172ZM180 149V147H178ZM245 148V147H244ZM249 148V147H248ZM22 149V148H21ZM31 149V148H29ZM112 149V148H111ZM132 149V150H130ZM162 149V148H160ZM170 149V148H168ZM193 149V147H192ZM232 149V148H231ZM247 149V147H246ZM251 149V148H250ZM256 149V148H255ZM262 149V148H261ZM260 149V151H261ZM20 150V149H19ZM25 150V149H23ZM27 150V148H26ZM35 150V149H34ZM39 150V148H38ZM42 150V149H41ZM40 150V151H41ZM101 150V148H100ZM104 150V148L102 149ZM115 150V149H114ZM189 150V149H188ZM212 150V151H211ZM32 151V149L30 150ZM108 151H111V150H105V152L107 153V156L109 155L108 154ZM154 151V150H152ZM235 151V150H234ZM249 151V150H248ZM259 151V150H258ZM19 152V151H17ZM22 152V151H21ZM76 152V153H75ZM84 152V151H83ZM103 152V151H101ZM113 152V151H112ZM111 152V153H112ZM130 152V153H128ZM177 152V150H176ZM179 152V151H178ZM232 152V151H230ZM237 152V151H236ZM239 152V151H238ZM242 152V151H241ZM240 152V153H241ZM33 153V151H32ZM35 153V152H34ZM104 153V152H103ZM192 153V152H190ZM224 152H222L223 154ZM249 153V152H248ZM23 154V153H22ZM28 154V153H27ZM30 154V153H29ZM41 154V152H40ZM114 154V152H113ZM112 156L116 157V155H113ZM181 156H182V153H180ZM200 154V153H199ZM219 154V153H218ZM227 154V152H226ZM225 154V155H226ZM231 154V153H230ZM242 154V153H241ZM247 154V153H246ZM253 154V156H259L258 155H255L254 153H251ZM21 155V153L19 154ZM25 155V154H23ZM35 155H37L35 153ZM34 155V156H35ZM200 155V157H201ZM235 155V154H233ZM250 155V154H249ZM32 156V157H34ZM82 156V155H81ZM104 156H106L104 154ZM180 156V155H179ZM222 156V155H221ZM220 156V158H221ZM227 156V155H226ZM232 156V155H231ZM237 156V155H236ZM235 156V157H236ZM240 155H238L239 157ZM245 156V155H244ZM77 157H79V155H77ZM150 157V155L148 156ZM213 157V156H212ZM219 157V156H218ZM241 157V156H240ZM240 157L238 159H240ZM246 157V156H245ZM90 157H88L89 159ZM111 158V157H110ZM180 158V157H179ZM182 158V157H181ZM203 158V159H204ZM214 158V157H213ZM228 158V156H227ZM243 158V157H241ZM249 158V156H248ZM35 159V158H34ZM112 159V158H111ZM150 159V158H149ZM184 159V158H183ZM201 159V158H200ZM204 159V160H205ZM209 159V158H208ZM212 159V158H211ZM218 159V158H217ZM222 159V158H221ZM232 159V157H231ZM244 159V158H243ZM263 159V158H262ZM108 160V158H107ZM170 160V159H169ZM179 160V159H178ZM226 160V158H225ZM229 160V158H228ZM236 160V159H235ZM257 160V159H256ZM115 161V159H114ZM124 161V160H123ZM206 161V160H205ZM210 161V160H209ZM219 161V160H217ZM251 161V160H250ZM249 161V163H250ZM253 161V160H252ZM28 162V161H27ZM96 162V161H95ZM110 163H112L111 161H109ZM125 161V165H128ZM168 162V160L166 161ZM176 162V161H175ZM178 162V161H177ZM185 162V163H184ZM227 162V161H226ZM234 161H232V164H235L233 163ZM240 162H241V159H240ZM239 162V163H240ZM245 162V161H244ZM149 163V161H148ZM173 163V162H172ZM171 163V164H172ZM209 166H208V170L207 171H210V168L213 166L211 163L212 162H209ZM213 163H214V160H213ZM217 163V162H216ZM230 163H231V160H230ZM71 164V163H70ZM122 164V163H120ZM156 165L158 164L155 163ZM176 164V163H175ZM202 164V163H201ZM206 164V163H205ZM107 165H110V164H107ZM112 165V164H111ZM114 165V164H113ZM112 165V166H113ZM146 165V163H145ZM155 165V166H156ZM159 165V164H158ZM161 165V163H160ZM170 165V163H169ZM168 165V166H169ZM174 165V164H173ZM204 165V164H203ZM222 165V164H220ZM225 165V164H224ZM244 165V164H243ZM251 165V164H250ZM254 165V163L252 164ZM104 166V165H103ZM102 166V167H103ZM116 166V165H115ZM112 167L113 168H115ZM144 166V165H143ZM154 166V167H155ZM162 166V165H161ZM164 166V165H163ZM166 166V164H165ZM166 166V167H168ZM172 166V165H171ZM177 166V164H176ZM200 166V165H199ZM229 166V165H228ZM236 166V165H235ZM241 166V164H240ZM245 166V165H244ZM248 166V165H247ZM257 166V165H256ZM106 167V166H105ZM104 167V169H105ZM150 167V166H149ZM153 167V168H154ZM165 167V168H166ZM173 167V166H172ZM179 167V165H178ZM215 167V166H214ZM232 166H230V169H231ZM234 167V166H233ZM232 167V168H233ZM243 167V166H242ZM29 169V167H27ZM88 168V167H87ZM90 168V167H89ZM151 168V167H150ZM149 168V171L151 170ZM184 168V167H183ZM189 168V166H188ZM225 168V167H224ZM227 168V166H226ZM237 168H238V165H237ZM235 168V169H237ZM247 168V167H246ZM31 169V168H30ZM95 169V168H94ZM111 169V167H110ZM145 169V167H144ZM148 170V168H146ZM158 169V168H157ZM167 169V168H166ZM169 169V168H168ZM167 169V171H168ZM206 169V167H205ZM212 169V168H211ZM229 169V170H230ZM245 169V168H244ZM107 170V169H105ZM225 170V169H224ZM243 170V168H242ZM250 170V169H249ZM249 170H245L247 172H249ZM114 171V169H113ZM148 171V172H149ZM155 171V170H153ZM159 170H157V172H159ZM177 171V170H176ZM192 171V169H191ZM206 171V170H205ZM226 171V170H225ZM235 172V170H233ZM239 171V170H238ZM31 172V171H29ZM64 172V171H63ZM89 173V171H87ZM112 172V171H111ZM161 172V171H160ZM163 172V171H162ZM170 172V171H168ZM174 172V171H173ZM178 172V171H177ZM182 172V171H181ZM219 172V171H218ZM230 172V171H229ZM227 172V173H229ZM232 170H231V173L233 175ZM242 172V171H241ZM246 172V173H247ZM102 173V171L100 172ZM103 173H104V170H103ZM102 173V178L103 179H106L108 180L111 175L110 174H103ZM120 173V172H119ZM164 173V172H163ZM180 173V171H179ZM178 173V174H179ZM206 172H204L205 174ZM208 173H211V172H208ZM213 173V172H212ZM223 173V172H222ZM152 174V173H151ZM150 174V176H152ZM162 174V173H160ZM188 174V173H187ZM197 174V173H196ZM203 174V173H201ZM204 174L201 176L200 179H196V180H190L188 179L186 176V174H181L182 176L179 177L177 180H176V183L174 181L172 182H169L168 180V183L166 181V186L164 187L163 185V189L166 188L167 190H170L172 187L174 188V190H171V192H169L170 194L169 195H172L170 196V198L173 200L176 201L177 197H179L180 194H184L186 195V193L188 195H192V196H195L200 190L203 191V186H202V180H205L206 178L203 179V176ZM248 174V173H247ZM250 174V173H249ZM248 174V175H249ZM252 174V173H251ZM257 174V172L255 173ZM110 175V176H109ZM146 175V176H145ZM193 175V174H192ZM245 174H243L244 176ZM254 175V174H253ZM70 176V175H69ZM113 176V175H112ZM148 176L147 178L150 179ZM166 176V175H165ZM218 176V174L216 175ZM214 176V177H216ZM223 176V175H222ZM246 176V175H245ZM244 176V177H245ZM116 177V175H115ZM158 177V175H157ZM157 177H155L157 179ZM162 177V176H160ZM159 177V178H160ZM194 177V175L192 176ZM196 177V176H195ZM206 177V176H205ZM208 177V176H207ZM213 177V176H211ZM213 177V178H214ZM224 177V176H223ZM226 177V175H225ZM234 178V176H232ZM231 177V179H233ZM239 177V175H238ZM248 177V176H247ZM251 177V176H250ZM255 177V176H254ZM31 178V177H30ZM58 178H60V174L58 175ZM92 177H90L89 179L91 180ZM97 178V177H96ZM102 178L99 177V180H101ZM175 178V177H174ZM199 178V177H197ZM212 178L213 182H214V179ZM262 178V177H261ZM33 179V177H32ZM54 179H56V177H54ZM118 180V181H121V180ZM155 179V180H156ZM176 179V178H175ZM174 179V180H175ZM188 179V180H187ZM194 179V178H193ZM210 179V178H209ZM230 179V180H231ZM235 179V178H234ZM50 180V179H49ZM53 180V179H52ZM51 180V181H52ZM88 180V179H87ZM94 180V179H93ZM97 180V179H96ZM110 180H113V179H110ZM153 180V179H152ZM211 180V181H212ZM218 180V182L220 183L219 181V178L216 177V180L215 182ZM225 180H227L225 178ZM238 180V179H237ZM249 181V177L247 179ZM257 180V179H256ZM98 181V180H97ZM150 181V180H149ZM154 181V180H153ZM151 181V186H152V182ZM223 181V180H222ZM221 181V182H222ZM241 181V180H240ZM240 181H237L238 183H240ZM254 181V180H253ZM48 182V181H47ZM92 182V181H91ZM90 182V185L92 184ZM101 182V181H99ZM98 182V183H99ZM113 183H115L114 181H112ZM235 182V181H234ZM246 182V181H245ZM258 182V181H256ZM103 183H106L107 182H102ZM112 183V184H113ZM119 183V182H118ZM149 183V182H148ZM154 183V182H153ZM164 183V182H161V184ZM209 183V182H208ZM216 182V185L219 184ZM231 183V182H230ZM243 183V182H241ZM252 183V182H251ZM261 183V182H260ZM79 184V183H78ZM155 184V183H154ZM157 184V183H156ZM160 184V183H159ZM158 184V185H159ZM160 184V186H161ZM214 186H213V190L217 187H215V183H213ZM212 184V185H213ZM228 184V182H227ZM233 184V183H232ZM89 185V186H90ZM100 185V184H99ZM141 184H139V187ZM208 185V184H207ZM220 185H222L224 187V184L220 183ZM219 185V186H220ZM237 185V183H236ZM241 185V184H240ZM246 185V184H244ZM251 185V184H250ZM260 185V184H259ZM261 185H263L261 183ZM82 186V185H81ZM92 186V185H91ZM96 186V185H95ZM103 186V185H101ZM107 186V190L109 189L108 188V185ZM109 186H112V185H109ZM125 186H128V185H125ZM130 186V185H129ZM136 186V185H135ZM146 187V185H143ZM148 186V185H147ZM218 186V190L219 187ZM228 186V185H227ZM231 186V185H229ZM235 186V184L233 185ZM232 186V187H233ZM258 186V185H256ZM42 187V186H41ZM99 187V186H98ZM98 187H96L98 189ZM114 187V186H113ZM138 187V186H137ZM149 187V186H148ZM156 187V186H155ZM211 187V186H210ZM236 187V186H235ZM234 187V189H235ZM259 187V186H258ZM264 187V186H263ZM31 188H32V185H31ZM30 188V189H31ZM76 188V187H75ZM91 188V187H90ZM95 187L93 186V189ZM103 188V187H101ZM142 188V187H141ZM153 189V187H151ZM161 188V189H162ZM207 188V186H206ZM205 188V189H206ZM209 188V187H208ZM227 188V187H226ZM229 190H230V187H228ZM246 188V187H245ZM60 189V188H59ZM82 189V188H81ZM92 189V190H93ZM104 189V188H103ZM130 189V190H129ZM132 189V190H131ZM148 189V188H147ZM147 189L145 188V190L147 191ZM221 189V188H220ZM225 189V188H224ZM244 189V188H243ZM249 189V188H248ZM261 189L260 188V192H261ZM73 190V189H72ZM78 190V189H77ZM85 190V189H84ZM87 190V189H86ZM90 190V189H89ZM100 190V189H99ZM150 190V189H149ZM211 190V188H210ZM208 190V191H210ZM218 190H216L218 192ZM226 190V189H225ZM232 190V189H231ZM230 190V191H231ZM247 190V189H246ZM259 190V189H257ZM41 191V190H40ZM68 191V190H67ZM102 192V190H100ZM99 191V192H100ZM106 191V189L104 190ZM138 191H141L140 189ZM155 191V189L153 190ZM159 191V190H158ZM222 191L223 193V190H220ZM219 191V193H220ZM239 191V190H237ZM243 191V190H242ZM241 191V192H242ZM251 191V190H250ZM86 192V191H85ZM100 192V193H101ZM111 190L107 191V193H110ZM132 192V193H130ZM143 192V191H142ZM141 192V193H142ZM157 192V191H156ZM235 192V190L233 191V193ZM246 192V191H245ZM244 192V193H245ZM84 193V192H83ZM90 193V192H89ZM98 193V191H97ZM96 193V194H97ZM104 193V192H102ZM168 193V192H167ZM167 193H165L167 195ZM202 193L200 194L198 200L194 203L193 206H191V208L189 209V211H191L190 215H189V220L185 226V230L187 229L188 226H193V228H195V223L196 221H199L200 222L202 221L203 218H205L206 216L210 215L212 212V210L209 212L208 209H210V205L213 206L212 204L215 202V200L212 202V204L210 205H207L206 201H205V204L204 205H207L209 207H206L208 209V211H205V208L201 207L203 206L202 205V201H201V198L203 197L202 196ZM209 193V192H208ZM216 193V192H215ZM221 193V194H222ZM226 193V192H225ZM229 193V192H228ZM249 193V191H248ZM257 193H259V191H257ZM31 194V193H30ZM36 194V193H35ZM77 194V193H75ZM111 194V193H110ZM111 194V195H112ZM151 194V195H150ZM224 194V193H223ZM227 194V193H226ZM231 194V192H230ZM240 194V193H238ZM237 194V195H238ZM242 194V193H241ZM251 194V192H250ZM263 194V193H262ZM28 195H29V192H28ZM79 195V194H78ZM81 195V194H80ZM87 195V194H85ZM102 195V194H101ZM111 195H104L102 198L101 197H98V199L100 198L101 201L103 200V198H105V202L106 200L111 202V200L113 199V196ZM145 195H148L149 197H147L148 200H145ZM165 195V196H166ZM167 195V196H169ZM207 196V193L205 194ZM236 195V197H238ZM261 195V193H260ZM40 196V195H39ZM71 196V195H70ZM96 196V195H95ZM99 196V195H98ZM111 196V197H110ZM158 196V195H157ZM162 196V195H161ZM166 196V197H167ZM202 196V197H201ZM211 196V195H210ZM220 196V195H219ZM231 196V195H230ZM247 196V194H246ZM250 196V195H249ZM263 196V195H261ZM29 197V196H27ZM74 197V196H73ZM76 197V196H75ZM79 197V196H77ZM145 199H144V198ZM209 196H207L208 198ZM224 197H225V194H224ZM233 197V196H232ZM231 197V198H232ZM248 197V196H247ZM245 197V198H247ZM256 197V195H255ZM66 198V197H65ZM160 198V197H159ZM163 198V197H162ZM160 198V199H162ZM168 198V197H167ZM193 197H191L192 199ZM210 198V197H209ZM215 198V197H214ZM227 198V197H226ZM243 198V196H242ZM88 199V198H87ZM99 199V200H100ZM204 199V198H203ZM217 199H220L219 197ZM221 199H223L225 201L224 198L221 197ZM230 199L229 197L226 199L228 200ZM248 199V198H247ZM21 200V199H20ZM19 200V201H20ZM26 200V199H25ZM71 200V199H70ZM165 200V198H164ZM169 200V199H167ZM182 200V199H181ZM207 200V199H206ZM212 200V199H211ZM222 200V201H223ZM240 200V199H239ZM41 201V200H40ZM83 201V200H82ZM92 201V200H91ZM163 201V200H162ZM161 201V202H162ZM180 201V200H179ZM193 201V200H192ZM209 201V200H208ZM207 201V202H208ZM13 202V201H12ZM18 202V200H17ZM24 202V201H23ZM76 202V201H75ZM98 202V201H97ZM160 202V201H159ZM219 202V201H218ZM221 202V200H220ZM261 202V201H260ZM263 202V201H262ZM88 203V202H87ZM100 203V202H99ZM102 203V202H101ZM165 203V202H164ZM171 203V202H169ZM167 203V204H169ZM173 203V202H172ZM170 204L171 206L173 204ZM176 203V202H175ZM182 203V201H181ZM222 203V202H221ZM234 203V202H233ZM254 203V202H253ZM21 204V202L19 203ZM18 204V205H19ZM44 204V203H43ZM65 204V203H64ZM63 204V205H64ZM75 204V203H74ZM103 204V203H102ZM105 204V203H104ZM103 204V205H104ZM166 204V205H167ZM185 204V203H183ZM224 204V203H223ZM257 204V203H256ZM13 205L14 202H13ZM12 205V206H13ZM41 205V204H40ZM46 205V203H45ZM43 205V206H45ZM58 205V204H57ZM61 205V204H60ZM98 205V204H97ZM169 205V206H170ZM186 205V204H185ZM215 205V204H214ZM216 205L218 206L219 204L216 203ZM228 205V204H227ZM242 205V204H241ZM91 206V205H90ZM93 206V205H92ZM163 206V204H162ZM161 206V207H162ZM220 206V205H219ZM225 206V205H224ZM253 206V205H252ZM16 207H17V204H16ZM15 207V208H16ZM33 207V206H32ZM31 207V208H32ZM41 207V206H40ZM98 207V206H97ZM105 207V206H104ZM116 207V206H115ZM168 207V206H167ZM173 207V206H172ZM201 207V208H200ZM263 207V206H262ZM46 208V207H45ZM57 208V207H56ZM63 209V207H61ZM87 208V207H86ZM174 208V207H173ZM188 208V207H187ZM203 208V209H202ZM225 208V207H224ZM242 208V207H241ZM17 209V208H16ZM42 209V207H41ZM40 209V210H41ZM94 209V207H93ZM98 209V208H97ZM171 209V208H170ZM212 209V207H211ZM213 209L214 211L215 210V207L213 206ZM111 210V209H109ZM162 210V209H161ZM165 210V208H164ZM162 210V211H164ZM220 210V209H219ZM224 210V209H223ZM73 211V210H72ZM91 211V210H90ZM99 211V210H98ZM116 211V210H115ZM175 211V210H173ZM184 211V210H183ZM24 212V211H23ZM159 212V211H158ZM161 212V211H160ZM159 212V213H160ZM180 212V211H178ZM219 212V211H217ZM222 212V210H221ZM15 213V212H14ZM34 213V212H33ZM41 213V212H40ZM75 213V212H74ZM162 213V212H161ZM160 213V214H161ZM164 213V212H163ZM170 213V212H168ZM172 213V212H171ZM182 213V211L179 213V215ZM46 214V212L44 213V215ZM54 214V213H52ZM68 214V213H67ZM92 214V213H91ZM153 214V215H152ZM222 214V213H221ZM169 215V214H168ZM218 215L220 216V213H218ZM52 216V215H51ZM59 216V215H58ZM58 216H56L55 218H57ZM67 216V215H65ZM69 216V215H68ZM71 216V215H70ZM69 216V218H70ZM73 216V215H72ZM162 216V215H161ZM164 216V215H163ZM166 216V215H165ZM173 216V215H172ZM182 216V215H181ZM212 216V215H211ZM222 218H223V215H221ZM74 217V216H73ZM72 217V219H73ZM76 217V216H75ZM82 217V216H81ZM167 217V216H166ZM171 217V216H170ZM174 217V216H173ZM173 217H171L173 219ZM210 217V216H209ZM215 217V216H214ZM213 217V218H214ZM225 217V216H224ZM54 218V217H53ZM61 219L63 217H60ZM68 218V217H67ZM79 218V217H78ZM84 218V217H83ZM170 218V219H171ZM185 218V217H184ZM216 218V217H215ZM218 218V216H217ZM13 219V218H12ZM59 219V218H58ZM57 219V220H58ZM80 219V218H79ZM78 219V220H79ZM171 219V220H172ZM176 219V218H175ZM207 219H209L207 217ZM21 220V219H20ZM36 220V219H35ZM38 220V219H37ZM40 220V219H39ZM71 220V218L69 219ZM74 220H77V219H74ZM81 220V219H80ZM179 220V219H178ZM214 219H212L213 221ZM225 220V219H223ZM55 221V219H54ZM62 222V220H59ZM120 221V222H119ZM176 221V220H175ZM203 221H206L205 219H203ZM210 221H211V218H210ZM219 221V219L217 220V222ZM226 221V220H225ZM16 222V220H15ZM73 222V220H72ZM76 222V221H74ZM78 222H81V221H78ZM77 222V223H78ZM162 222V221H161ZM173 222V221H172ZM216 222V221H215ZM215 222H213L212 224H214ZM221 222V221H220ZM21 223V222H20ZM29 223V222H28ZM47 223V222H46ZM55 223V222H54ZM58 223V221L56 222ZM60 223V222H59ZM64 222H62L63 224ZM165 223H167V221H165ZM185 223V221H184ZM205 223V222H204ZM203 223V224H204ZM208 223V222H207ZM206 223V225H207ZM230 223V222H229ZM26 224V223H25ZM24 224V225H25ZM35 224V223H34ZM53 224V222H52ZM67 224V223H66ZM74 224V223H72ZM170 223H168L169 225ZM200 224V223H199ZM198 224V225H199ZM210 224V222H209ZM223 224V223H221ZM31 225V224H30ZM30 225H27V226H30ZM57 225V224H56ZM61 225V223L59 224ZM65 226V224H63ZM75 225V224H74ZM185 225V224H184ZM202 225V224H200ZM218 225V224H217ZM225 225H226V222H225ZM233 225V224H232ZM254 225H257V224H254ZM10 226V225H9ZM55 226V225H54ZM53 226V227H54ZM80 226V225H79ZM166 226V224L164 225ZM171 226V225H170ZM213 226V225H212ZM229 226V225H228ZM253 226V224H252ZM251 226V228H252ZM38 227V226H37ZM35 227V228H37ZM60 227V226H59ZM63 227V226H62ZM60 227V228H62ZM67 227V226H66ZM65 227V228H66ZM75 227V226H74ZM174 227V226H173ZM200 227V226H199ZM207 227V226H206ZM219 227V226H218ZM222 227V225H221ZM219 227V228H221ZM234 227V225H233ZM261 227V226H260ZM11 228V227H10ZM31 228V227H30ZM33 228V227H32ZM40 228V227H39ZM49 228V227H48ZM60 228L58 231H60ZM69 228H72L69 226ZM81 228V227H80ZM79 227L77 229H80ZM107 228V229H106ZM172 228V227H171ZM178 228V227H177ZM215 228H216V225H215ZM229 228V227H228ZM255 228V227H254ZM22 229H25L22 227ZM55 229V227H54ZM67 229V228H66ZM73 229V228H72ZM76 229V228H75ZM192 229V227H191ZM201 229V228H200ZM208 229H211L210 228V225L208 227ZM207 229V230H208ZM218 229V228H217ZM223 229V228H222ZM225 229V228H224ZM32 230V229H31ZM37 230V229H36ZM42 230V229H41ZM44 230V228H43ZM57 230V229H56ZM63 230V229H62ZM61 230V231H62ZM65 230V229H64ZM172 230V229H171ZM177 230V229H176ZM184 230V231H185ZM196 230V229H194ZM192 230V231H194ZM213 230V228H212ZM234 230V228H233ZM252 232H253V229H251ZM260 230V229H259ZM13 231V230H12ZM21 231V230H20ZM33 231V230H32ZM49 231V230H48ZM83 231V230H82ZM187 231V230H186ZM189 233H190V229H188ZM188 231H187V235H188ZM200 231V230H199ZM224 231V230H223ZM228 231V230H227ZM231 231V230H230ZM4 232V231H3ZM2 231H0V236L1 234L3 233ZM28 232V231H27ZM65 232V231H64ZM69 231L66 232V234L68 233ZM71 232V231H70ZM73 232V231H72ZM167 232V230H166ZM181 232V231H179ZM197 232V230L195 231V233ZM201 232H202V229H201ZM200 232V233H201ZM207 232V231H206ZM214 232V231H213ZM218 232V231H217ZM226 232V231H225ZM243 232V231H242ZM249 232V231H248ZM248 232H245V233H248ZM251 232V231H250ZM260 232V231H259ZM13 233V232H12ZM22 232H20L21 234ZM32 233V232H31ZM39 233V232H38ZM57 233V232H56ZM60 233V232H58ZM55 234V235H59V234ZM241 233V232H240ZM257 233V232H256ZM35 234V233H34ZM40 234V233H39ZM42 234V233H41ZM63 233H61L60 235H62ZM181 234V233H180ZM203 235L205 233H202ZM249 234V233H248ZM247 234V235H248ZM22 235V234H21ZM32 235V234H30ZM44 235V234H43ZM54 235V234H53ZM87 235V234H86ZM167 235V234H166ZM192 235H193V232H192ZM196 235V234H195ZM194 235V236H195ZM199 235V234H198ZM197 235V237H198ZM8 236V235H7ZM12 236V235H11ZM19 236V235H18ZM38 236V235H37ZM41 236V235H40ZM38 237L40 238L39 241H42L44 239V236H41V237ZM49 236V235H48ZM64 236V234H63ZM78 236V235H77ZM89 236V234L87 235ZM183 237L182 239V242L183 243V246L185 247L186 245L189 244V242H185L184 240V235H181ZM190 236V235H189ZM193 236V237H194ZM207 236V235H206ZM205 236V237H206ZM210 236V235H209ZM242 236V235H241ZM256 236V234H255ZM10 237V236H9ZM23 237V236H22ZM32 238L35 237V236H31ZM46 237V236H45ZM53 237V236H52ZM56 237V236H55ZM62 237V236H61ZM110 237V238H109ZM192 237V239H193ZM204 237V239H205ZM216 237V236H215ZM214 237V238H215ZM19 238V237H18ZM25 238V236H24ZM28 238V237H27ZM57 238V239H56ZM56 238H52L53 241L52 243L55 245V246H51V251H52L54 254V257L50 258L51 260L49 262H51V264H63L62 263V258L59 253L62 254V252H60L59 250H56L57 247L61 246L62 243H60L58 241L59 239V236H57ZM65 238V242L66 243L68 240L69 242L73 239V235H68ZM78 238V237H77ZM101 238V237H100ZM200 238V236H199ZM239 238V237H238ZM242 238V237H241ZM248 238H249V235H248ZM259 238V237H258ZM11 239V238H10ZM34 239V238H33ZM32 239V240H33ZM46 239V238H45ZM49 239V238H48ZM51 239V238H50ZM71 239V240H70ZM196 239V237H195ZM194 239V240H195ZM217 239V238H216ZM221 239V238H219ZM240 239V238H239ZM238 239V240H239ZM262 239V238H261ZM6 240V239H5ZM8 240V239H7ZM13 240V239H12ZM61 240V239H59ZM80 240V239H79ZM167 240V238H166ZM199 240H203L202 238V235H201V239ZM213 240V239H211ZM264 240V239H263ZM2 241V240H1ZM20 241V239H19ZM25 241V240H24ZM29 241V240H28ZM31 241V240H30ZM38 241V240H37ZM47 241V240H46ZM45 241V242H46ZM74 241V239H73ZM82 241V239H81ZM80 241V244L82 243ZM198 241V240H197ZM199 241V242H201ZM214 241V240H213ZM223 241V240H222ZM5 242V241H4ZM13 242V241H12ZM17 242V240H16ZM16 242L14 245H16ZM35 242V241H34ZM32 243L33 245H35L36 243ZM44 242V243H45ZM48 242L50 243V241L48 240ZM89 241H87L86 243V247L84 249H87L88 247H92L90 244H88ZM153 242V243H152ZM192 242V241H191ZM190 242V244H191ZM211 242V241H210ZM233 242V241H232ZM7 244V242H5ZM23 243V242H21ZM20 243V244H21ZM27 243V242H26ZM43 243V244H44ZM49 243H47L48 245H50ZM77 243V242H76ZM197 243V242H196ZM207 243V242H206ZM213 243V242H212ZM249 243V240L248 242ZM9 244V243H8ZM42 244V243H41ZM46 244V245H47ZM71 244V243H70ZM79 244V245H80ZM84 244V243H83ZM88 244V245H87ZM94 244V243H93ZM166 244V243H165ZM189 244V246H190ZM203 244V243H202ZM208 244V243H207ZM232 244V243H231ZM241 244V243H239ZM38 246L37 249H39V247L41 248L42 246H39L38 244H36ZM67 245V243H66ZM74 245V244H72ZM85 245V244H84ZM90 245V246H89ZM227 245V244H226ZM233 245V244H232ZM247 245V244H246ZM249 245V244H248ZM247 245V246H248ZM28 246V245H27ZM32 246V245H31ZM76 246V244H75ZM95 246V245H93ZM200 246V245H198ZM197 244H196V247H198ZM225 246V245H224ZM229 246V245H228ZM251 246V245H249ZM11 247V246H10ZM74 247V246H73ZM78 247V246H77ZM76 247V249H77ZM82 247V246H81ZM165 247V246H164ZM234 247V245L232 246ZM256 247V246H255ZM258 247V246H257ZM2 248V247H1ZM6 248V247H5ZM4 248V249H5ZM19 248V247H18ZM44 248V247H42ZM93 248V247H92ZM91 248V250H92ZM163 248V247H162ZM188 248V247H187ZM186 248V249H187ZM199 248V247H198ZM220 248V247H219ZM260 248V247H259ZM258 248V249H259ZM75 249V250H76ZM193 249H195L193 247ZM204 249V248H203ZM232 249V248H231ZM235 249V248H234ZM249 249V248H248ZM247 249V250H248ZM9 250V249H8ZM11 250V249H10ZM19 250V249H18ZM34 250V248H33ZM36 250V248H35ZM60 250H62L60 248ZM64 250V249H63ZM74 250V249H73ZM71 250V251H73ZM188 250V249H187ZM190 250V248H189ZM198 250V249H196ZM195 250V251H196ZM237 250V249H235ZM4 251V250H3ZM17 251V250H16ZM20 251V250H19ZM17 251V252H19ZM28 251V250H27ZM27 251L25 252H20L22 253L21 256L18 258L16 257H11L8 259L7 263L6 264H16L18 262V259L20 258L22 260V262L24 261H30V259H28V256L26 255ZM32 251V250H31ZM41 251V250H40ZM50 251V253H51ZM59 251V253H58ZM64 254L67 253L66 250H64ZM89 251V250H88ZM163 251V250H162ZM185 251V250H184ZM204 252V250H202ZM233 251V250H232ZM35 252V251H34ZM33 252V253H34ZM38 252V251H36ZM57 252V254H55ZM70 252V250H69ZM68 252V253H69ZM75 252V251H74ZM91 252V251H89ZM180 252V255H176L175 256V263L174 264H188L189 263V257L190 255L188 256V253L186 252H183L182 250L179 251ZM194 252V251H193ZM196 252H200V251H196ZM202 252V253H203ZM247 252V251H246ZM250 252V251H249ZM8 253V252H7ZM14 253V252H13ZM40 253V252H39ZM72 253V252H71ZM248 253V252H247ZM252 253V252H251ZM255 253V252H253ZM30 254V253H29ZM28 254V255H29ZM45 254V253H44ZM52 254V253H51ZM74 254V253H73ZM161 254V253H160ZM195 254L197 253H193V256H195ZM205 254V253H204ZM215 254V253H214ZM3 255V253H2ZM14 255V254H13ZM33 255V254H31ZM36 255V254H35ZM90 255V254H89ZM192 255V254H191ZM199 255V254H198ZM229 255V254H228ZM43 256V255H42ZM52 256V255H51ZM83 256V255H82ZM81 256V257H82ZM191 257L190 258V261L191 259H193L194 257ZM197 256V255H196ZM201 256V255H200ZM246 256V255H245ZM40 257H41V253H40ZM66 257V256H65ZM64 257V258H65ZM203 257V256H202ZM85 258V256H84ZM87 258V257H86ZM34 259L37 260L39 259V257L36 259L35 256H34ZM44 259V258H42ZM48 260L49 258H45V260ZM68 260V258H66ZM71 259V258H69ZM155 259V260H156ZM208 259V258H207ZM214 259V258H213ZM212 259V260H213ZM34 260V261H35ZM46 260V261H47ZM87 260V259H86ZM90 260V259H89ZM194 260V259H193ZM192 260V261H193ZM204 260V258H203ZM211 260V259H210ZM209 260V261H210ZM215 260V259H214ZM213 260V261H214ZM33 261V260H32ZM38 262L40 260H37ZM45 261V263H46ZM157 261V260H156ZM37 262V263H38ZM42 262V261H41ZM48 262V261H47ZM48 262V263H49ZM201 262V261H200ZM212 262V261H210ZM40 263V262H39ZM44 263V264H45ZM152 263V262H151ZM156 262H154L155 264ZM209 263V262H208ZM207 263V264H208ZM237 263H238V259H237ZM19 264V263H18ZM23 264V263H22ZM27 264V263H26ZM31 264H33L31 262ZM47 264V263H46ZM66 264V263H65ZM194 264V263H193ZM199 264V263H198ZM203 264H205L203 262ZM213 264V263H211ZM235 264V263H234Z\"/></svg>","mask_w":264,"mask_h":264}]
</instances>
